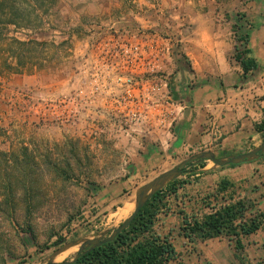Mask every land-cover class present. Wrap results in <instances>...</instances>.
Returning <instances> with one entry per match:
<instances>
[{
  "label": "rangeland",
  "instance_id": "1",
  "mask_svg": "<svg viewBox=\"0 0 264 264\" xmlns=\"http://www.w3.org/2000/svg\"><path fill=\"white\" fill-rule=\"evenodd\" d=\"M187 1L54 0L42 25L19 32L3 28L0 264H47L62 247L56 243L96 239L112 232L134 213L138 190L167 169L137 174L128 150L117 145L119 139L131 135L122 132L117 122L95 113L94 121L88 112L75 125L60 126L51 121L46 105L74 94L81 87L86 60L99 44L117 35L130 38L139 30L166 35L174 41L169 66L174 75V60L190 67L184 54ZM214 2L217 12L237 7L236 0ZM238 2L241 5L244 0ZM17 41L32 44L23 48ZM213 168L214 164L207 162L202 169ZM199 169L189 168L198 172L181 177L191 184L179 192V200L170 202V210L160 215L156 225L176 247L178 259L170 264H239L240 255L229 238L203 243L181 236L179 213L206 211L202 200L213 195L223 179L236 185L227 196L233 192L249 196L257 203V210L264 211V160L246 169L241 165L225 167L216 184L203 179L204 172ZM245 243L249 264H264V228ZM78 252L79 247L72 248L55 262H71Z\"/></svg>",
  "mask_w": 264,
  "mask_h": 264
},
{
  "label": "crops",
  "instance_id": "2",
  "mask_svg": "<svg viewBox=\"0 0 264 264\" xmlns=\"http://www.w3.org/2000/svg\"><path fill=\"white\" fill-rule=\"evenodd\" d=\"M205 3L184 4L189 19L183 27L184 54L190 67L174 60L172 89L176 99L184 100L186 112L172 136L163 145L159 139L144 142L131 136L117 142L128 150L137 174L167 168L159 174L165 173L202 152L239 155L264 143V130L258 129L264 122V0H244L241 5L236 0L237 7L232 6L229 14L215 11L214 0ZM245 34L247 57L252 61L247 72L235 58L238 37ZM222 169L199 171L204 172L203 179L216 184L225 174ZM109 200L116 203L112 197Z\"/></svg>",
  "mask_w": 264,
  "mask_h": 264
},
{
  "label": "built area",
  "instance_id": "3",
  "mask_svg": "<svg viewBox=\"0 0 264 264\" xmlns=\"http://www.w3.org/2000/svg\"><path fill=\"white\" fill-rule=\"evenodd\" d=\"M117 36L99 44L86 60L74 94L47 103L49 117L71 126L88 112L94 121V113L100 114L124 133L144 141L159 139L163 145L186 112L184 100L176 99L172 89L174 41L141 30L130 38Z\"/></svg>",
  "mask_w": 264,
  "mask_h": 264
},
{
  "label": "trees",
  "instance_id": "4",
  "mask_svg": "<svg viewBox=\"0 0 264 264\" xmlns=\"http://www.w3.org/2000/svg\"><path fill=\"white\" fill-rule=\"evenodd\" d=\"M53 1L0 0V34L6 27H13L19 32L42 25L52 11ZM247 39V34L238 37L235 57L246 72L252 63L247 57ZM31 44L17 41V45L23 48H29ZM258 129L264 130V122ZM225 156L229 154L221 155ZM263 160L264 155L259 161ZM206 164H189L184 168L183 176L191 173L189 168H205ZM188 184L191 183L182 178L171 182L148 202L130 227L115 241L92 251L87 250L74 264H170L177 261L178 253L173 239L169 235L160 234L156 225L160 215L170 210V202L173 199L179 200V192ZM235 186L232 181L223 179L216 192L202 200V207L206 211L179 213L182 217L180 235L203 243L229 238L235 242V249L240 255L239 264H249L245 242L264 228V211H258L257 203L249 196H237L234 192L227 196Z\"/></svg>",
  "mask_w": 264,
  "mask_h": 264
},
{
  "label": "water",
  "instance_id": "5",
  "mask_svg": "<svg viewBox=\"0 0 264 264\" xmlns=\"http://www.w3.org/2000/svg\"><path fill=\"white\" fill-rule=\"evenodd\" d=\"M264 155V143L254 149L251 152L239 154V155H229L225 157H219L214 152H202L197 155L190 157L189 159L183 161L175 168L159 175L149 184L140 188L136 195V206L134 213L126 219L118 228L114 229L112 232H106L103 236L96 239H81L73 241L70 243H65L61 241L57 246H62L58 249L50 258L47 264H74L76 263L87 250H95L106 244L115 241L122 233H124L134 220L139 215L140 211L148 204V202L160 191H162L171 182L181 178L183 176V170L189 164L195 163L196 165L202 164L204 162H212L214 164L213 169L224 168L228 166H239L243 164L254 163L259 161ZM79 247V252L77 253L75 259L71 262L56 263L55 259L65 253L66 251Z\"/></svg>",
  "mask_w": 264,
  "mask_h": 264
},
{
  "label": "bare ground",
  "instance_id": "6",
  "mask_svg": "<svg viewBox=\"0 0 264 264\" xmlns=\"http://www.w3.org/2000/svg\"><path fill=\"white\" fill-rule=\"evenodd\" d=\"M68 252H69V250L66 251L61 257L66 256L68 254ZM57 260H59V259H57Z\"/></svg>",
  "mask_w": 264,
  "mask_h": 264
}]
</instances>
